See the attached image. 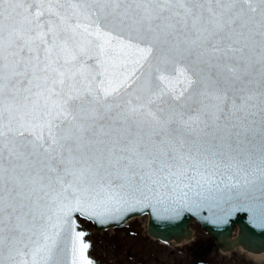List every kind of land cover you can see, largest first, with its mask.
I'll return each mask as SVG.
<instances>
[{
    "label": "snow or ice",
    "instance_id": "snow-or-ice-1",
    "mask_svg": "<svg viewBox=\"0 0 264 264\" xmlns=\"http://www.w3.org/2000/svg\"><path fill=\"white\" fill-rule=\"evenodd\" d=\"M200 202L264 226V0H0V264Z\"/></svg>",
    "mask_w": 264,
    "mask_h": 264
},
{
    "label": "rangeland",
    "instance_id": "rangeland-1",
    "mask_svg": "<svg viewBox=\"0 0 264 264\" xmlns=\"http://www.w3.org/2000/svg\"><path fill=\"white\" fill-rule=\"evenodd\" d=\"M83 221L92 230L91 254L99 264H264V259H253L241 249L222 252L199 223L193 224L194 239L177 246L152 239L147 233V216L103 231L94 229L90 221Z\"/></svg>",
    "mask_w": 264,
    "mask_h": 264
},
{
    "label": "water",
    "instance_id": "water-1",
    "mask_svg": "<svg viewBox=\"0 0 264 264\" xmlns=\"http://www.w3.org/2000/svg\"><path fill=\"white\" fill-rule=\"evenodd\" d=\"M228 207L229 205L223 202L219 204L193 203L190 207L183 208L178 215L173 216L154 214L150 208L138 207L115 218L106 217L102 221L90 220L95 223L98 230H102L111 226L121 225L135 215L149 213V234L162 240L175 239L177 242L192 238L193 231L190 228V222L197 220L217 240L224 251H231L236 247L242 246L250 252L263 253L264 226H262L259 212L256 213L255 218L252 211H234L229 214L227 211ZM78 215L80 214L74 216L77 225L75 230L85 233L84 242L90 245L86 255L92 261V264H98V261L89 255L92 241L88 239V235L92 231L84 229L85 224L79 221ZM82 217L88 218L86 216ZM236 225L239 226V233L234 236Z\"/></svg>",
    "mask_w": 264,
    "mask_h": 264
},
{
    "label": "bare ground",
    "instance_id": "bare-ground-1",
    "mask_svg": "<svg viewBox=\"0 0 264 264\" xmlns=\"http://www.w3.org/2000/svg\"><path fill=\"white\" fill-rule=\"evenodd\" d=\"M191 225L193 226V223H191ZM251 256L256 258V259H264V253H262V254H254V255H251Z\"/></svg>",
    "mask_w": 264,
    "mask_h": 264
},
{
    "label": "flooded vegetation",
    "instance_id": "flooded-vegetation-1",
    "mask_svg": "<svg viewBox=\"0 0 264 264\" xmlns=\"http://www.w3.org/2000/svg\"><path fill=\"white\" fill-rule=\"evenodd\" d=\"M169 263H170V264H172V262H171V261H170ZM166 264H168V263H166Z\"/></svg>",
    "mask_w": 264,
    "mask_h": 264
}]
</instances>
